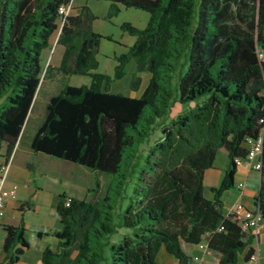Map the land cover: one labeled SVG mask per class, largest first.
<instances>
[{"label":"trees","instance_id":"1","mask_svg":"<svg viewBox=\"0 0 264 264\" xmlns=\"http://www.w3.org/2000/svg\"><path fill=\"white\" fill-rule=\"evenodd\" d=\"M99 1L112 3L109 18L120 13L119 5L150 15L143 30L122 25L136 42L117 57L113 79L95 73L103 36L92 28L96 16L90 9L61 16L60 7H71L73 0H0V98L6 95L0 106V184L42 75L53 71L62 74V83L31 140L32 152L112 178L103 197H56L58 247L43 252V264H103L107 250V264H158L162 249L178 264H193L200 244L212 255L202 264H249L258 236L243 230L242 215L225 214L222 198L246 161V139L262 137L255 212L264 219V0ZM235 6L247 9L239 17L243 24L234 20L240 16ZM60 22L62 62L45 69L43 52ZM132 60L138 74L131 90L142 86L139 73L151 75L148 86L139 98L111 93ZM72 76H89L91 84L71 86L65 81ZM157 134L143 156L141 146ZM219 154L228 165L208 199L205 174ZM115 202L120 225L132 234L111 244ZM3 230L4 264H18L29 248L24 221Z\"/></svg>","mask_w":264,"mask_h":264},{"label":"rangeland","instance_id":"2","mask_svg":"<svg viewBox=\"0 0 264 264\" xmlns=\"http://www.w3.org/2000/svg\"><path fill=\"white\" fill-rule=\"evenodd\" d=\"M75 6H79L81 8H88L92 11V13L96 16V20L92 24L93 30L102 35L103 38L100 41L99 53L97 55V60L99 62V67L95 71L97 74L106 75L110 78H114L115 68L119 64L117 61V57H120L122 54L128 52L129 48L134 45L136 42V38L130 36L127 32L122 30V25L124 23H130L132 26L138 29H145L148 25L150 15L139 9L134 8H125L122 5H119L120 13L117 16L109 18V11L112 3L110 1H99V0H75ZM234 12H240V16L234 15L235 22L239 24H243L239 17L244 16L247 13L246 8L233 7ZM62 23H59V29L53 35L51 39V46L49 49H46L43 52V63L44 68L48 65H52L54 67H59L63 54L64 48L59 45V35L60 28ZM261 59L264 61V54H261ZM134 74L137 73V64L135 60H132L125 68V77L121 80L114 81L111 85V93L113 94H123L128 97L139 98L145 90L144 83L138 92H134L131 90V82ZM140 74V73H139ZM141 76V75H139ZM146 74H142V80L144 81V77ZM43 84L39 94L37 96L38 102L36 103V109L33 112L32 118L28 120L21 140L22 147L30 148L29 142L32 138L31 135L35 132L41 123L44 120L45 112L47 104L50 98L57 94L59 87L62 83V74L57 71H53L49 76L48 73L44 72L42 75ZM71 86L80 87L83 85H90L91 78L89 76H72L68 77L66 81ZM37 101V100H36ZM6 102V95L0 98V106H2ZM177 111H173L172 117L176 114ZM31 137V138H30ZM159 137V134L155 135L150 143H146L141 146V154L145 156L148 148L156 141ZM224 156L219 154L217 160V170H220ZM33 162L40 167H47V169L51 170L57 179H52L53 185L59 187L60 190H65L68 194L74 196L78 199H87L94 200L98 197H103L109 187V184L112 180L111 176L105 174H96L89 170L88 168L63 161L57 158H53L44 154H39V156H35L33 158ZM241 175L244 176L247 174L244 167L241 168ZM139 168L136 169V172ZM256 172V171H255ZM136 175H133L131 178V183L129 185L128 193L130 194L133 184L136 181ZM76 177L77 180H74ZM96 181L99 184V187L96 186ZM258 189V185H257ZM89 190H93L89 192ZM112 197H116V193L113 191L111 193ZM115 219L114 223L116 225L117 231L110 237L111 244H118L124 236L131 235L132 231L124 228L120 225L121 217L118 215L120 213L118 203L115 202ZM254 210H247L246 213L252 215ZM260 247L261 255H264V244L263 242L258 245ZM209 254V253H208ZM169 257L173 262H176V258L172 255L168 254L164 249L160 251L157 257L158 264H167L165 257ZM212 256V255H210ZM105 257L107 261L103 262V264H107L110 259L109 251H106Z\"/></svg>","mask_w":264,"mask_h":264},{"label":"crops","instance_id":"3","mask_svg":"<svg viewBox=\"0 0 264 264\" xmlns=\"http://www.w3.org/2000/svg\"><path fill=\"white\" fill-rule=\"evenodd\" d=\"M74 2L75 0H73L68 13L70 16H77L82 12V8L75 6ZM144 73L146 76L144 77L143 83L146 89L151 75L148 72ZM144 73H140L139 75L142 76ZM36 103L29 118L33 116ZM35 132L31 135L32 138ZM32 138L29 142L30 148L22 147V140L20 139L12 158L7 164V171L0 184V187L4 189H11L14 186L18 187L16 197L8 200L5 217L0 220V264L5 263L3 247L6 233L3 230V226H18L22 220L25 224V238L29 244V248L25 251L18 264H43V252L47 248L56 250L58 247V239L54 236V233L60 230L61 223L57 211L54 208L55 199L63 193L74 197L65 190H60L59 187L53 185L50 180L51 178L57 179V176L51 170L47 169V167L45 168V166L38 168L33 162V158L39 156V154L36 155L31 150ZM218 156L216 157L214 168L208 170L205 174L204 191L208 199H212L211 189L219 186L223 173L228 165L227 158L223 157L222 166L219 168L220 170H217ZM242 167L247 172L244 176L241 175ZM74 180H77L76 177ZM239 184H243V188L240 189L238 187ZM259 187L260 174L251 170L246 161L242 162L236 175L235 187L225 192L222 198L225 214L241 215L247 210H255V197L259 191ZM257 236L256 249L259 254V259L249 264H264V255H261L260 247L258 246L262 242L264 244V227H262ZM196 254H199V251L195 247L192 256ZM203 255L205 260L211 259L210 254ZM165 260L167 264H178V261L173 262L167 256ZM241 264H243L242 261Z\"/></svg>","mask_w":264,"mask_h":264},{"label":"built area","instance_id":"4","mask_svg":"<svg viewBox=\"0 0 264 264\" xmlns=\"http://www.w3.org/2000/svg\"><path fill=\"white\" fill-rule=\"evenodd\" d=\"M70 11V7L62 6L60 7V15H68ZM246 147H247V158L246 162L249 165L251 170L256 172H260L262 169V155H263V138H247L246 139ZM7 171V165L3 168V179L4 175ZM243 184H239L238 187L243 188ZM18 187L14 186L11 189H4L0 187V220L5 217L7 202L11 198L16 197ZM242 215V227L245 232L252 231L255 235H258L262 227H264V219L261 217L259 213H256L255 210L250 215L249 213L244 212ZM199 251V254L193 255V264H202L205 260L203 254H207L208 250L205 244H200L196 247ZM259 254L258 252L252 257V261H258Z\"/></svg>","mask_w":264,"mask_h":264}]
</instances>
